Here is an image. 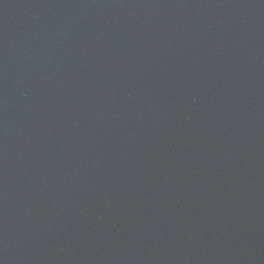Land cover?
Listing matches in <instances>:
<instances>
[{
    "label": "water",
    "instance_id": "1",
    "mask_svg": "<svg viewBox=\"0 0 264 264\" xmlns=\"http://www.w3.org/2000/svg\"><path fill=\"white\" fill-rule=\"evenodd\" d=\"M0 264H264V0H0Z\"/></svg>",
    "mask_w": 264,
    "mask_h": 264
}]
</instances>
